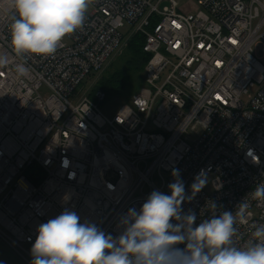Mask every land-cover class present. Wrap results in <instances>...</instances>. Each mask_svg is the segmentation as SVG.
<instances>
[{
	"label": "built area",
	"instance_id": "obj_1",
	"mask_svg": "<svg viewBox=\"0 0 264 264\" xmlns=\"http://www.w3.org/2000/svg\"><path fill=\"white\" fill-rule=\"evenodd\" d=\"M81 28L52 56H29L18 77L10 20L0 10V238L31 264L40 224L65 209L118 236L119 220L149 194H171L178 169L191 194L201 169L212 176L184 211L198 225L238 211L242 247L264 224V0H92ZM131 37L144 35V84L108 115L101 90L77 88ZM261 45V54L258 46ZM37 165L34 183L27 171ZM209 202L217 208L211 209ZM184 247V245H180Z\"/></svg>",
	"mask_w": 264,
	"mask_h": 264
},
{
	"label": "clouds",
	"instance_id": "obj_2",
	"mask_svg": "<svg viewBox=\"0 0 264 264\" xmlns=\"http://www.w3.org/2000/svg\"><path fill=\"white\" fill-rule=\"evenodd\" d=\"M92 0H0L10 20L11 46L18 61L15 72L24 77L29 56H52L65 37L81 28ZM9 64L0 54V69ZM169 194L153 190L139 210L129 208L119 220L122 231L116 237L95 224L81 223L65 209L39 225L31 247V264H264V224L254 227L251 238L238 247L237 223H243L247 201L238 211L215 212L195 225L197 215L184 211L185 200H193L208 183V171L201 169L191 185V194L178 169ZM264 202V183L250 193ZM208 206L215 210V202ZM184 245V247H180Z\"/></svg>",
	"mask_w": 264,
	"mask_h": 264
},
{
	"label": "trees",
	"instance_id": "obj_3",
	"mask_svg": "<svg viewBox=\"0 0 264 264\" xmlns=\"http://www.w3.org/2000/svg\"><path fill=\"white\" fill-rule=\"evenodd\" d=\"M144 43V35L139 33L133 35L124 48L123 64L100 77L95 90L89 96L94 99L95 92L98 90L105 93L106 99L133 96L138 92L144 84V69L150 58V54L143 50ZM27 174L32 182L38 183L40 176L42 178L44 173L35 164L28 169Z\"/></svg>",
	"mask_w": 264,
	"mask_h": 264
},
{
	"label": "rangeland",
	"instance_id": "obj_4",
	"mask_svg": "<svg viewBox=\"0 0 264 264\" xmlns=\"http://www.w3.org/2000/svg\"><path fill=\"white\" fill-rule=\"evenodd\" d=\"M189 2V0H185ZM91 6L88 7L87 12L91 11ZM122 33L124 34V39H129L131 37V30L129 24H126L125 27L121 29ZM126 44L123 45L119 50H116L113 55L107 60L104 67L98 71H94L82 81V83L77 88V91L81 94H90L95 90L96 84L100 77L104 76L108 71H112L115 67L121 66L123 63V55L125 53L124 48ZM258 52L261 54V45L258 46ZM132 95L126 96L123 98H112L106 99L103 102L102 108L104 112L108 115L114 114L120 106L130 100ZM212 176H209V183L205 187V190L209 193L212 192V185H211ZM26 247L31 250L32 244H26ZM0 264H27L22 257H20L14 250H12L4 240L0 238Z\"/></svg>",
	"mask_w": 264,
	"mask_h": 264
},
{
	"label": "bare ground",
	"instance_id": "obj_5",
	"mask_svg": "<svg viewBox=\"0 0 264 264\" xmlns=\"http://www.w3.org/2000/svg\"><path fill=\"white\" fill-rule=\"evenodd\" d=\"M106 101V100H105Z\"/></svg>",
	"mask_w": 264,
	"mask_h": 264
}]
</instances>
